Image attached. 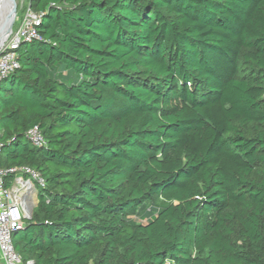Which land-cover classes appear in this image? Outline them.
Here are the masks:
<instances>
[{
	"label": "trees",
	"instance_id": "obj_1",
	"mask_svg": "<svg viewBox=\"0 0 264 264\" xmlns=\"http://www.w3.org/2000/svg\"><path fill=\"white\" fill-rule=\"evenodd\" d=\"M26 7L0 80V168L45 181L22 264H264V0Z\"/></svg>",
	"mask_w": 264,
	"mask_h": 264
},
{
	"label": "built area",
	"instance_id": "obj_2",
	"mask_svg": "<svg viewBox=\"0 0 264 264\" xmlns=\"http://www.w3.org/2000/svg\"><path fill=\"white\" fill-rule=\"evenodd\" d=\"M37 24L38 15L30 8L23 7L16 17L12 34L0 50V80L14 73L18 68L19 47L39 38L35 28ZM26 136L34 147L45 145L38 127L28 130ZM44 186V179L33 169L0 168V261L2 264H22L14 249L12 236L22 229L23 220L30 217L36 203L37 189Z\"/></svg>",
	"mask_w": 264,
	"mask_h": 264
},
{
	"label": "water",
	"instance_id": "obj_3",
	"mask_svg": "<svg viewBox=\"0 0 264 264\" xmlns=\"http://www.w3.org/2000/svg\"><path fill=\"white\" fill-rule=\"evenodd\" d=\"M0 8H1V5H0ZM14 15H15L14 11H9L6 13L5 18H3L2 12L0 9V22L2 23V31H3L1 38H0V50L5 45V43L9 39L10 35L12 34V31L14 29V20H15ZM1 19H3V22ZM29 219H30V217L27 218L26 220H29Z\"/></svg>",
	"mask_w": 264,
	"mask_h": 264
},
{
	"label": "bare ground",
	"instance_id": "obj_4",
	"mask_svg": "<svg viewBox=\"0 0 264 264\" xmlns=\"http://www.w3.org/2000/svg\"><path fill=\"white\" fill-rule=\"evenodd\" d=\"M0 5H1V12H2V17L5 18L6 13L9 11H12V0H0ZM3 22V19H1ZM2 23L0 22V38L2 35Z\"/></svg>",
	"mask_w": 264,
	"mask_h": 264
},
{
	"label": "rangeland",
	"instance_id": "obj_5",
	"mask_svg": "<svg viewBox=\"0 0 264 264\" xmlns=\"http://www.w3.org/2000/svg\"><path fill=\"white\" fill-rule=\"evenodd\" d=\"M28 4V0H12V11L15 12V20H16V17L18 16V14L20 13L21 9L23 7H26ZM15 20H14V23H15ZM0 264H2V262L0 261Z\"/></svg>",
	"mask_w": 264,
	"mask_h": 264
},
{
	"label": "crops",
	"instance_id": "obj_6",
	"mask_svg": "<svg viewBox=\"0 0 264 264\" xmlns=\"http://www.w3.org/2000/svg\"><path fill=\"white\" fill-rule=\"evenodd\" d=\"M35 205H36V203H35ZM35 205H34V206H35ZM34 206H33V208H34Z\"/></svg>",
	"mask_w": 264,
	"mask_h": 264
}]
</instances>
